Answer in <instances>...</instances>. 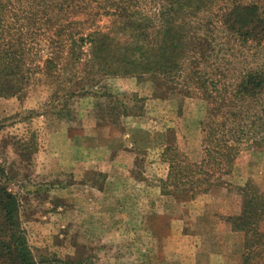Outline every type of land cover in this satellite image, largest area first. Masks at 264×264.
Here are the masks:
<instances>
[{"label":"rangeland","instance_id":"rangeland-1","mask_svg":"<svg viewBox=\"0 0 264 264\" xmlns=\"http://www.w3.org/2000/svg\"><path fill=\"white\" fill-rule=\"evenodd\" d=\"M215 30L205 67L221 93L244 70H264V45ZM72 72H38L15 96L0 97V161L38 263L240 264L243 235L227 233L224 217L239 207L236 187L247 179L264 188V91L242 107L241 125L251 127L231 173L207 193L178 199L160 190L161 151L170 145L202 159L210 98L187 78L122 75L66 97Z\"/></svg>","mask_w":264,"mask_h":264},{"label":"trees","instance_id":"trees-1","mask_svg":"<svg viewBox=\"0 0 264 264\" xmlns=\"http://www.w3.org/2000/svg\"><path fill=\"white\" fill-rule=\"evenodd\" d=\"M215 1L0 0V97L15 96L38 72L61 76L68 68L73 72L66 79V97L110 75L155 82L187 78L213 102L201 122L203 156L192 161L177 148L164 147L160 156L167 171L160 190L178 199L207 193L222 182L221 175L231 173L241 132L251 127L241 125L243 105L264 91L263 69L244 70L220 93L219 79L205 67L215 27L243 43L264 45V3L218 0L216 6ZM102 16L109 18L108 24H101ZM46 48L50 52L44 57ZM85 72L92 74L90 82L83 80ZM9 179L0 161V264H39ZM236 192L238 210L224 222L243 235L240 264H264V188L247 179Z\"/></svg>","mask_w":264,"mask_h":264},{"label":"crops","instance_id":"crops-1","mask_svg":"<svg viewBox=\"0 0 264 264\" xmlns=\"http://www.w3.org/2000/svg\"><path fill=\"white\" fill-rule=\"evenodd\" d=\"M238 210V208L236 207V209L233 211V213H236V211ZM233 213H231V214H233ZM224 224V223H223ZM225 231L227 232V233H236V232H233V231H231L229 228H227V226H226V224H225ZM241 245H240V242H239V246L237 247V249H238V251H237V255H239V257H238V259L240 258V250H241V247H240ZM234 260H235V258L234 257H232V258H230V261L231 262H234ZM235 264H236V261H235Z\"/></svg>","mask_w":264,"mask_h":264}]
</instances>
